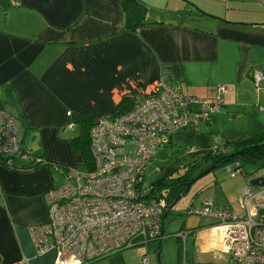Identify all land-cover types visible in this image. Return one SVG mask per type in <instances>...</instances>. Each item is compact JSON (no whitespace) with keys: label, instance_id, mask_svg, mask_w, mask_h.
I'll return each instance as SVG.
<instances>
[{"label":"crops","instance_id":"1","mask_svg":"<svg viewBox=\"0 0 264 264\" xmlns=\"http://www.w3.org/2000/svg\"><path fill=\"white\" fill-rule=\"evenodd\" d=\"M153 1L0 0V108L13 106L22 145L47 160L24 168L15 158L14 167L0 163V264H51L53 251L35 255L27 228L47 219L43 192L56 186V170L62 180L67 166L88 168L73 135L60 130L77 124L76 114L93 120L121 110L156 94L163 77L206 98L225 84L220 108L238 125L226 137L264 132V87H254L250 74L264 73V0ZM204 120L175 130L168 144L181 142L196 158L222 143L225 134L211 132ZM166 213L161 236L171 233L164 231ZM199 217L187 215L172 233L185 231V244L193 242V264L233 260L206 250L213 231ZM142 253L127 247L84 264H141Z\"/></svg>","mask_w":264,"mask_h":264},{"label":"built area","instance_id":"2","mask_svg":"<svg viewBox=\"0 0 264 264\" xmlns=\"http://www.w3.org/2000/svg\"><path fill=\"white\" fill-rule=\"evenodd\" d=\"M250 74L254 87H264L262 70L253 69ZM225 88L217 84L211 98L200 97L185 94L178 84L161 77L156 94L134 100L123 112L95 117L88 129L89 167L63 169L61 182L44 194L47 219L27 228L34 254L52 250L51 264H84L139 242L144 247L142 264H148V243L160 238L162 217L169 206L164 195L150 196L144 188L146 163L175 130L194 127L217 111ZM19 126L17 116L0 108L4 165L12 167L14 158L21 162L14 166L20 168L47 162L24 148ZM215 150L227 151L218 144ZM225 167L231 173L240 170L237 162ZM239 204L241 211L236 212L206 198L183 213L209 218L210 247L237 264H264V188L252 190L244 185ZM179 234L186 236L185 231Z\"/></svg>","mask_w":264,"mask_h":264},{"label":"rangeland","instance_id":"3","mask_svg":"<svg viewBox=\"0 0 264 264\" xmlns=\"http://www.w3.org/2000/svg\"><path fill=\"white\" fill-rule=\"evenodd\" d=\"M141 2L143 3V1ZM157 2L158 0L153 1V3ZM167 6H171V3H168ZM6 92L9 93L10 88H7ZM6 104V110L8 112L12 114H18L12 105H10L8 102ZM234 116L235 115L230 110L226 112L224 106L222 105V107L217 111L210 112L208 119L204 120L205 122H209L210 119L209 130L211 132L225 134L224 136H221L222 138L220 141H225L227 143V148L230 151H232L234 148V145L232 144L233 140L227 138L226 136H229L233 130L238 128L236 123L237 119L233 118ZM78 129V124L73 123L72 128L62 127L60 130L64 132L63 135L69 136L76 134ZM20 131L21 127L19 126V134ZM214 145L215 144H213L203 154H213V152H215L213 151ZM186 151L187 148L181 142L177 141H172L171 144L167 143L157 146L154 150V153L152 154V157L146 163L142 184L148 187L152 182L160 177H173L174 175L181 173L184 174L186 172L192 177L193 175L199 173V171H201L207 165L206 161L202 159L201 156L197 157V155V165H194L193 167L191 163L195 157L186 153ZM234 162L235 161L233 160V162L230 163ZM0 163H3L1 159ZM226 164L222 165L221 167H214L205 174L198 176L190 183L187 190L182 192L181 195L177 196L176 194V196L174 195L172 197L169 212L166 213L164 217V231L171 233H164V235L160 237L158 259L156 257L157 251L153 248L158 244L157 240L159 239L148 243L150 264H193L191 259L192 251L195 249L193 242L189 239L185 244L183 237L172 234L178 229V227L181 225V222L186 219V216L189 215L182 212L184 208L194 205L196 206L203 199L212 198L217 206H229L236 212H240L241 207L239 204V199L241 197V188L246 184H248L252 190H257L261 187L264 188V185L259 187L249 183V180L252 177H264V157L254 161L241 160L240 165H238L240 170L233 173L230 172V168L224 167ZM230 165L233 164H229V167ZM77 166L81 169L84 168L81 163H78ZM59 169L56 170L57 173L55 175L56 186L61 180ZM47 191H44L43 194H45ZM162 194H166V191L163 190ZM199 218H202V223L208 221V218L204 216H200ZM137 243L138 244L132 245L130 248L137 251H144V247L139 242ZM211 249H214V247H206V250ZM105 256L107 255H104L103 257ZM140 263L142 264L141 259ZM227 264L237 263L235 260H231L228 261Z\"/></svg>","mask_w":264,"mask_h":264},{"label":"trees","instance_id":"4","mask_svg":"<svg viewBox=\"0 0 264 264\" xmlns=\"http://www.w3.org/2000/svg\"><path fill=\"white\" fill-rule=\"evenodd\" d=\"M133 102H130V106L128 105L127 107L118 110L117 112H123L131 107ZM74 121L77 122L78 124V132L71 137V144L74 148V150L79 151L83 158L84 161L86 162L87 167L90 165V153H89V136H88V129L92 123L91 116L87 114H76L73 117ZM20 136V135H19ZM232 144L234 145L233 150H237L242 148L243 151L233 154L232 156L229 155L230 151L227 148V143L225 141H222L218 145L219 147H226L227 151H216L218 153L213 152V154L209 155L208 154H203L201 155V158L206 161V164L208 165L209 163H214L216 167H221L224 164H233L230 162H235L240 165V161H254L257 159H261L264 157V132H257L253 133L250 136H248L245 139L233 141ZM215 153V154H214ZM47 161V160H45ZM197 160L194 158L192 160L191 165L194 167V165H197ZM44 163V162H43ZM40 163V164H43ZM40 164L30 166V167H36ZM206 165V166H207ZM225 167V166H224ZM191 176L189 173H184V174H178L174 175L173 177H164V178H158L154 182L151 183L148 187L144 186L146 191H149L148 194L150 196H158V195H164L168 201V206L171 205V199L172 197L177 193H179L183 188H184V183L186 180H188ZM53 187H50L48 189H51ZM47 189V190H48ZM165 190L166 194H162V191ZM169 212V209H168ZM43 222V221H42Z\"/></svg>","mask_w":264,"mask_h":264},{"label":"water","instance_id":"5","mask_svg":"<svg viewBox=\"0 0 264 264\" xmlns=\"http://www.w3.org/2000/svg\"><path fill=\"white\" fill-rule=\"evenodd\" d=\"M242 151H243V149L240 148V149H237V150H234V151L230 152L229 155L232 156L233 154H236V153H239V152H242ZM231 166H233V165H231ZM214 167H216L214 163H209L201 171H199V173L193 175L188 180H186L185 183H184V188L179 193H177V196L181 195L182 192H184L185 190H187V188L189 187L190 183L194 179H196L198 176H200L202 174H205L206 172H208L209 170L213 169ZM249 183L251 185H256V186L261 187V186L264 185V177L263 176H255V177H252V178H250Z\"/></svg>","mask_w":264,"mask_h":264},{"label":"bare ground","instance_id":"6","mask_svg":"<svg viewBox=\"0 0 264 264\" xmlns=\"http://www.w3.org/2000/svg\"><path fill=\"white\" fill-rule=\"evenodd\" d=\"M231 166V165H230Z\"/></svg>","mask_w":264,"mask_h":264}]
</instances>
